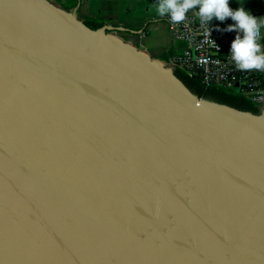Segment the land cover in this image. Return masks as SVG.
<instances>
[{"label":"water","instance_id":"1","mask_svg":"<svg viewBox=\"0 0 264 264\" xmlns=\"http://www.w3.org/2000/svg\"><path fill=\"white\" fill-rule=\"evenodd\" d=\"M77 8L0 0V264H264V113Z\"/></svg>","mask_w":264,"mask_h":264},{"label":"built area","instance_id":"2","mask_svg":"<svg viewBox=\"0 0 264 264\" xmlns=\"http://www.w3.org/2000/svg\"><path fill=\"white\" fill-rule=\"evenodd\" d=\"M199 8H192L180 23H173L169 17L166 23L172 39L180 41L181 47L170 52L167 63L172 67L183 69L188 75H198L205 86H219L241 92L252 101H264V78L259 71H245L237 68L231 59L232 43L237 35L243 36L238 30L229 31V26L237 22L218 23L212 18L202 24L196 15ZM248 11L257 17L264 12V6ZM209 35H205V32Z\"/></svg>","mask_w":264,"mask_h":264},{"label":"crops","instance_id":"3","mask_svg":"<svg viewBox=\"0 0 264 264\" xmlns=\"http://www.w3.org/2000/svg\"><path fill=\"white\" fill-rule=\"evenodd\" d=\"M59 3L57 0H53ZM158 0H79L77 11L83 16H93L105 21V25L116 30L124 39L136 46L144 47L152 54L162 53V57L182 45L180 41L172 39L166 19L159 17L155 11ZM60 4V3H59ZM264 4V0H229V7L236 11L240 7L249 10ZM264 6V5H263ZM258 22L264 20V12L257 17ZM218 23H228L231 17L223 21L213 17ZM145 26V27H144ZM257 43L264 52V27H261ZM141 48V47H140ZM259 71L264 78V71ZM259 111L264 113V101L258 103Z\"/></svg>","mask_w":264,"mask_h":264},{"label":"clouds","instance_id":"4","mask_svg":"<svg viewBox=\"0 0 264 264\" xmlns=\"http://www.w3.org/2000/svg\"><path fill=\"white\" fill-rule=\"evenodd\" d=\"M159 17L168 16L173 23L185 20L186 13L192 8H199L196 15L202 24L211 21L213 17L223 21L231 17L237 23L229 26V31L238 30L243 33L241 38L237 35L232 43L231 59L240 70L250 71L253 69L264 71V52L257 43L264 20L258 22L257 18L245 11L244 7L233 11L229 7V0H158L154 6ZM205 35H209L206 31Z\"/></svg>","mask_w":264,"mask_h":264},{"label":"trees","instance_id":"5","mask_svg":"<svg viewBox=\"0 0 264 264\" xmlns=\"http://www.w3.org/2000/svg\"><path fill=\"white\" fill-rule=\"evenodd\" d=\"M61 6L66 9L73 8L78 4L79 0H57ZM264 4L258 6L263 7ZM78 16L82 21L91 28H98L102 26L105 21L101 18L93 16H83L77 11ZM145 27V26H144ZM112 30V29H108ZM124 39V38H123ZM180 46H177V50ZM175 49V50H176ZM167 61V57H162ZM174 74L181 79L196 95L209 100H215L222 102L238 109L249 110L251 112H259V104L252 101L250 98L242 94L241 92L235 91L233 89L223 88L219 86H205L200 82L198 75H188L183 69L178 67H173Z\"/></svg>","mask_w":264,"mask_h":264},{"label":"rangeland","instance_id":"6","mask_svg":"<svg viewBox=\"0 0 264 264\" xmlns=\"http://www.w3.org/2000/svg\"><path fill=\"white\" fill-rule=\"evenodd\" d=\"M247 1H250V0H247ZM110 31L113 32V33L118 34L116 30H110ZM118 35H120V34H118ZM125 40H126V39H125ZM140 47H141L142 49H144V50H145L148 54H150L152 57L159 58V59L163 60V61L165 62L166 65L172 67L170 64H168V63L162 58V53H160V54H158V53H156V54H152L150 51H148V50L145 49L144 47H142V46H140ZM172 68H173V67H172Z\"/></svg>","mask_w":264,"mask_h":264}]
</instances>
